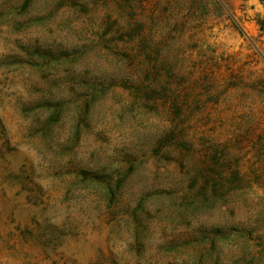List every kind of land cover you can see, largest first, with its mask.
Listing matches in <instances>:
<instances>
[{"label": "rangeland", "instance_id": "1", "mask_svg": "<svg viewBox=\"0 0 264 264\" xmlns=\"http://www.w3.org/2000/svg\"><path fill=\"white\" fill-rule=\"evenodd\" d=\"M263 20L260 0H0V264H264ZM122 71L132 88L86 87Z\"/></svg>", "mask_w": 264, "mask_h": 264}, {"label": "trees", "instance_id": "2", "mask_svg": "<svg viewBox=\"0 0 264 264\" xmlns=\"http://www.w3.org/2000/svg\"><path fill=\"white\" fill-rule=\"evenodd\" d=\"M261 2H264V0H260ZM259 26L261 28V30L264 31V20L263 21H260L259 22ZM103 36L100 37L101 40L104 39V36L107 37V34H108V28H106L103 32ZM112 39V38H111ZM110 49H112V47H110ZM78 53V50L76 51V49H71V50H68V51H61L60 52V55L61 56H65V57H68L70 55H75ZM44 55L45 58H49V59H55L57 57L53 56L51 53L47 52V53H44L42 54ZM121 77H111L109 78L108 80V83L105 84L103 83L104 81H98V82H95V83H92V84H86V87L89 88V89H92L93 93H97V92H100L101 90H103L102 86L103 87H111V86H115V85H120V86H123L124 88H132V87H129V83L127 81V78H129L127 76V74L123 73V71L121 72V74H119ZM108 78V77H107ZM120 79V80H119ZM166 136L170 137V133L167 132L165 134ZM82 173V176L83 178H94L98 181H100L99 183H102L105 185V189H104V194L102 196H104V198H108V199H111V196H113V189H112V179H111V176H109V174L107 173H104L103 175L100 174V175H93L92 173L90 172H84L83 171L81 172ZM88 176V177H87ZM102 194V193H101ZM234 230V229H233ZM221 231L219 229H214L212 230V233L214 234H219Z\"/></svg>", "mask_w": 264, "mask_h": 264}]
</instances>
